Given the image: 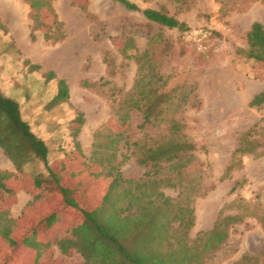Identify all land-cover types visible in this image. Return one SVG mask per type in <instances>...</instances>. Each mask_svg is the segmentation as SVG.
<instances>
[{
	"label": "rangeland",
	"instance_id": "1",
	"mask_svg": "<svg viewBox=\"0 0 264 264\" xmlns=\"http://www.w3.org/2000/svg\"><path fill=\"white\" fill-rule=\"evenodd\" d=\"M130 1L140 10H129L114 0H53L65 37L52 41L45 30L34 29L26 0H0V89L19 101L32 130L46 141L51 164L69 159L71 153L80 162H89L96 131L104 125L116 129L111 123L112 95L119 96L134 84L137 63L129 56L130 44L139 51L153 48L170 87L195 88L179 116L196 144V159L183 170L185 189L179 185V175L170 172L177 185L160 190L179 200L182 191L190 196L195 223L180 237L173 231L170 242L164 233L156 238L145 233L146 240H152H136L140 249H151L143 256L149 264H185L199 233L211 230L220 216H236L228 226V239L205 256L206 264H264V61L238 52L248 47L252 23L264 25V0ZM145 8H164L189 29L149 21L142 12ZM59 79L69 86L68 100H56ZM258 95H262L259 101ZM80 113L84 123L74 137ZM141 123L142 114L132 111L126 131L130 143L167 132V124H147L142 129ZM76 141L81 155L75 151ZM241 143L246 152L235 155ZM133 151V146L121 144V170L126 178L139 179L146 168ZM25 159L24 173L45 172L34 156ZM0 168L22 177L23 185L16 192L0 190L3 206L19 218L31 200L30 187L2 147ZM70 229L58 226L44 231L52 243L47 264L84 263L78 251L65 254L54 242L70 236ZM165 245L167 251L162 249Z\"/></svg>",
	"mask_w": 264,
	"mask_h": 264
},
{
	"label": "trees",
	"instance_id": "2",
	"mask_svg": "<svg viewBox=\"0 0 264 264\" xmlns=\"http://www.w3.org/2000/svg\"><path fill=\"white\" fill-rule=\"evenodd\" d=\"M26 1L32 9L34 29L45 30L48 40L64 39L63 24L54 10L53 0ZM114 1L129 10H140L130 0ZM142 12L149 21L170 29H189L185 22L169 15L164 8H145ZM130 45L133 51L129 56L137 63L134 84L129 91L112 95L111 123L116 129L104 125L96 131L89 162H80L71 153L69 159L51 164L46 141L32 130L19 101L0 89V147L35 195L34 202L27 206L19 220L11 216L10 209L0 200V264H47L52 243L45 239L44 231L58 226L70 227V236L58 237L55 243L64 253L78 251L83 256V264H149L143 253L150 254L151 249H140L136 240H146L145 233L154 238L164 233L163 238L170 242L173 231L180 237L185 229L190 232L194 226V209L188 203L190 196L182 191L179 200L160 190L177 185L170 172L179 175V185L185 189L183 170L196 159V144L187 135L184 119L179 116L195 88L185 89L184 84L170 87L169 76L162 73L153 48L139 51L133 43ZM247 45L238 52L248 59L264 61L261 22L252 23L247 32ZM262 95L256 99L259 101ZM69 96L67 82L59 79L56 100H68ZM134 110L142 114V129L147 124L156 127L167 124V132L159 138L146 135L142 141L130 143L126 131ZM77 122L74 137L84 123L82 113ZM122 143L134 147L137 162L146 168L143 177L130 179L123 175L119 158ZM76 145L75 151L81 155L80 142L76 141ZM244 152L246 148L241 143L235 155ZM27 156L41 161L45 172L24 173L23 159ZM77 162L82 166L78 167ZM234 164L232 162L226 171H231ZM20 178L0 168V190L16 192L23 185ZM236 220V216H220L211 230L199 233L188 264H206L205 256L225 243L228 226ZM149 240L152 239L146 241ZM166 247L162 249L167 251ZM187 261L184 260L185 264Z\"/></svg>",
	"mask_w": 264,
	"mask_h": 264
},
{
	"label": "crops",
	"instance_id": "3",
	"mask_svg": "<svg viewBox=\"0 0 264 264\" xmlns=\"http://www.w3.org/2000/svg\"><path fill=\"white\" fill-rule=\"evenodd\" d=\"M17 169V168H16ZM19 174L21 175V173L19 172ZM30 195H31V200L25 205V207H24V209L22 210V214H21V216L20 217H22L23 216V212H24V210L27 208V206L30 204V203H32V202H34V193H33V190L32 189H30ZM11 212V211H10ZM20 217L19 218H14V219H16V220H19L20 219ZM55 242V241H54ZM56 244V243H55ZM57 245V244H56ZM58 246V245H57ZM58 248L60 249V247L58 246ZM61 250V249H60ZM62 251V250H61ZM63 252V251H62ZM64 253V252H63ZM65 254H67V253H65Z\"/></svg>",
	"mask_w": 264,
	"mask_h": 264
}]
</instances>
